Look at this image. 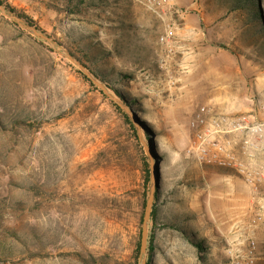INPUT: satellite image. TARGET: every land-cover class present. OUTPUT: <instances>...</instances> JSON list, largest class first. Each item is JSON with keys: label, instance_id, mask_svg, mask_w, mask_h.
<instances>
[{"label": "rangeland", "instance_id": "1", "mask_svg": "<svg viewBox=\"0 0 264 264\" xmlns=\"http://www.w3.org/2000/svg\"><path fill=\"white\" fill-rule=\"evenodd\" d=\"M0 1L52 38L38 37L0 9V264H143L145 258L227 264L236 224L253 216L264 264V190L247 184L235 166L201 164L187 153L201 106L243 113L229 108L238 93L232 99L223 87L222 67L231 53L264 55V28L247 10L249 38L258 47L245 43L242 53L217 43L212 62L199 10L236 5L232 0H173L160 9L145 0ZM193 13L200 15L197 24L186 23ZM171 31L173 38L162 40ZM68 55L128 110L116 107ZM135 122L148 137L150 156ZM241 137L228 135L243 160ZM152 156L156 178L152 173L146 184ZM153 181L159 224L150 220L142 255L144 201Z\"/></svg>", "mask_w": 264, "mask_h": 264}, {"label": "built area", "instance_id": "2", "mask_svg": "<svg viewBox=\"0 0 264 264\" xmlns=\"http://www.w3.org/2000/svg\"><path fill=\"white\" fill-rule=\"evenodd\" d=\"M154 9H160L173 0H145ZM174 32H168L162 40L170 41ZM256 96L250 100L257 103ZM264 108V106H263ZM193 135L187 153L201 164L216 166H235L245 178L247 184L256 191L264 190V171L255 170L241 160L233 151L232 141L228 135H242L245 151L252 152L264 136V119H260L254 111L238 113H213L207 106H201L191 120ZM264 201V195H260ZM258 217L253 216L246 223L236 224L234 235L225 249L227 264H259Z\"/></svg>", "mask_w": 264, "mask_h": 264}, {"label": "crops", "instance_id": "3", "mask_svg": "<svg viewBox=\"0 0 264 264\" xmlns=\"http://www.w3.org/2000/svg\"><path fill=\"white\" fill-rule=\"evenodd\" d=\"M264 17V0H259ZM223 6V7H222ZM219 7L212 5L211 7L200 8L201 15L205 16V35L208 38L207 46L205 47L206 58L214 62L220 53L214 51L218 48L217 43L227 45L234 44L239 51L244 52L245 47L241 45L249 44L256 45L257 40H251L249 37L253 31L248 23V17L241 9L234 8L231 5H222ZM219 8V9H218ZM181 16V15H180ZM183 17V16H182ZM186 23L197 24V18L200 15L196 14L184 16ZM259 26V25H258ZM257 26V27H258ZM253 54L252 58H247L245 54L237 53L229 55L231 62L227 67H222V71L226 76V81L223 83L229 93H233L231 98L234 99V93H238L235 98V105L229 108H236L240 112L254 111L256 115L264 118V110L261 108V103L264 104V55L260 52ZM259 93L257 103L250 100L251 90ZM249 94V96H248ZM229 112H236L229 110ZM241 137V135H239ZM243 138V137H241ZM238 154L243 160L255 167L264 169V136L258 142L257 148L252 152L238 149Z\"/></svg>", "mask_w": 264, "mask_h": 264}, {"label": "water", "instance_id": "4", "mask_svg": "<svg viewBox=\"0 0 264 264\" xmlns=\"http://www.w3.org/2000/svg\"><path fill=\"white\" fill-rule=\"evenodd\" d=\"M0 9L2 10V12L6 15L9 16L11 18H13L16 22H18L20 25L26 27L27 29L31 30L35 35H37L40 38L46 39L48 41H52V38L49 37L48 35H46L45 32L40 31L37 27L28 24L22 17H20L19 15L16 14H12L9 13L7 11V9L3 6L2 3H0ZM68 57L70 59H72L73 61H75L86 73V75L88 77H90L95 83H97L102 89L103 91L117 104H120L126 111L128 110L127 107L121 102V100L116 97L113 93L110 92V90L104 86L102 83H100L93 75L92 73L89 71V69L83 64L81 63L78 59L74 58L72 55H68ZM133 128H134V132L137 136V138H139V140L142 142V144L145 146L146 151L149 154H151V148H150V144L148 141V137L147 135L144 133V131L138 126V124L133 123ZM150 156V155H149ZM154 158L153 156L149 158V163L151 165V170L153 173V180L155 181V170H156V166H153L152 162H153ZM153 181V184L151 186V192H150V196L149 199L147 201L146 204V208H145V214H144V220H143V229H142V236H141V254L142 255H146L147 253V248H148V240H149V222L151 220V215H152V211H153V207H154V203L157 197V190H156V184ZM147 260L146 258L143 260V264H146Z\"/></svg>", "mask_w": 264, "mask_h": 264}, {"label": "trees", "instance_id": "5", "mask_svg": "<svg viewBox=\"0 0 264 264\" xmlns=\"http://www.w3.org/2000/svg\"><path fill=\"white\" fill-rule=\"evenodd\" d=\"M72 1H75V0H72ZM81 1L85 3V0H81ZM232 2L234 4H236V5H233L234 8L241 9V10H247L248 11L249 16H250L249 20L251 22H253L254 24H256V26L259 25V27H261V28L263 27L264 28V17H263V12H262V8L260 6L259 0H232ZM0 3H2V2L0 1ZM18 15L20 17H22L23 19H25L29 24L35 26L34 25V20L29 19L28 17H25L24 15H21V14H18ZM37 28L39 30H41L39 27H37ZM220 46L223 47V48H227L228 49V46L225 45V44L220 45ZM74 56L76 58H78L81 62L85 63L81 58L77 57L75 54H74ZM85 77L89 81H91L87 76H85ZM114 104H115L116 107H118L119 109H121L120 106H118L115 102H114ZM123 113H124L125 117L127 118V120L130 123H132L131 122V118L129 117V115L127 113H125V112H123ZM151 179H152V170H151V165L149 163V167H146V169H145V182H146V184L151 183ZM144 205H146V201H144ZM156 208H157V205L154 204L153 211H152V215H151V221H152V224L153 225H158L159 224V217H158L157 209ZM168 225L170 227L178 226L176 223H174L172 221L169 222ZM199 246H201V245H199ZM137 251H138V253L141 252V242H139V244H138ZM147 264H150L149 260H148Z\"/></svg>", "mask_w": 264, "mask_h": 264}, {"label": "bare ground", "instance_id": "6", "mask_svg": "<svg viewBox=\"0 0 264 264\" xmlns=\"http://www.w3.org/2000/svg\"><path fill=\"white\" fill-rule=\"evenodd\" d=\"M154 160H155V159H154ZM154 160H153L152 164H153V166H156V165H155L156 162H154Z\"/></svg>", "mask_w": 264, "mask_h": 264}]
</instances>
